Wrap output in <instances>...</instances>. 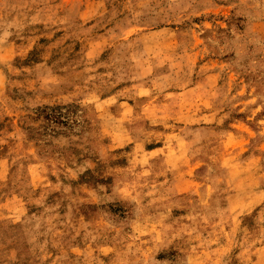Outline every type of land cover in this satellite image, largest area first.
Returning a JSON list of instances; mask_svg holds the SVG:
<instances>
[{
	"label": "rangeland",
	"instance_id": "374dc122",
	"mask_svg": "<svg viewBox=\"0 0 264 264\" xmlns=\"http://www.w3.org/2000/svg\"><path fill=\"white\" fill-rule=\"evenodd\" d=\"M0 264H264V0H0Z\"/></svg>",
	"mask_w": 264,
	"mask_h": 264
},
{
	"label": "trees",
	"instance_id": "16d2710c",
	"mask_svg": "<svg viewBox=\"0 0 264 264\" xmlns=\"http://www.w3.org/2000/svg\"><path fill=\"white\" fill-rule=\"evenodd\" d=\"M56 123H58L57 121H55Z\"/></svg>",
	"mask_w": 264,
	"mask_h": 264
}]
</instances>
